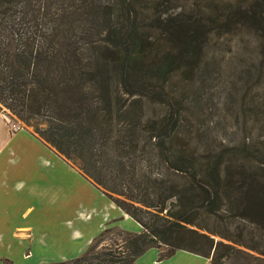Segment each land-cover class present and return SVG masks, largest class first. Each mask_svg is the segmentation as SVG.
I'll list each match as a JSON object with an SVG mask.
<instances>
[{
    "label": "trees",
    "instance_id": "16d2710c",
    "mask_svg": "<svg viewBox=\"0 0 264 264\" xmlns=\"http://www.w3.org/2000/svg\"><path fill=\"white\" fill-rule=\"evenodd\" d=\"M180 2L0 0V108L141 228H102L77 257L44 264H131L161 246L158 260L264 264V152L199 148L192 111L219 37L254 38L241 87L264 73V0Z\"/></svg>",
    "mask_w": 264,
    "mask_h": 264
},
{
    "label": "crops",
    "instance_id": "0c3cea01",
    "mask_svg": "<svg viewBox=\"0 0 264 264\" xmlns=\"http://www.w3.org/2000/svg\"><path fill=\"white\" fill-rule=\"evenodd\" d=\"M0 112V264H44L80 255L102 228L139 225L24 128ZM126 224V225H125ZM149 248L131 264H210L182 250L158 260Z\"/></svg>",
    "mask_w": 264,
    "mask_h": 264
},
{
    "label": "rangeland",
    "instance_id": "374dc122",
    "mask_svg": "<svg viewBox=\"0 0 264 264\" xmlns=\"http://www.w3.org/2000/svg\"><path fill=\"white\" fill-rule=\"evenodd\" d=\"M219 38L217 39L219 45L214 46L211 51L215 62L208 63L209 71L206 70L208 73L203 74L193 85L192 97L197 103L192 111L196 112L195 126L202 135L200 143L195 145L201 149L218 146L227 150L233 149L235 158L230 161H238L242 156L237 155L238 150L243 144H248L250 146L247 148H254L256 152L254 156H248L247 161H262L257 155L264 152V73L261 71L260 78L252 77L249 85L243 87L242 81L238 78V73L246 68H250L249 71L255 74L257 58L253 51L254 38L250 35L238 38L233 36L231 39ZM172 77L174 78L166 85L167 93L177 89L178 78ZM244 89H247V95L245 94V98L241 100L239 98ZM0 112L4 114L7 127L13 124L31 131L29 126L20 124L2 108ZM183 123L180 135L184 144L187 140L185 131L189 122ZM111 240L114 241L111 236L100 240L99 247L110 246ZM161 248L165 249L163 246Z\"/></svg>",
    "mask_w": 264,
    "mask_h": 264
},
{
    "label": "built area",
    "instance_id": "2783aa9c",
    "mask_svg": "<svg viewBox=\"0 0 264 264\" xmlns=\"http://www.w3.org/2000/svg\"><path fill=\"white\" fill-rule=\"evenodd\" d=\"M7 128H8V130H10V131H14L15 129L19 128V126H17V125H13V124H9V126H8Z\"/></svg>",
    "mask_w": 264,
    "mask_h": 264
}]
</instances>
